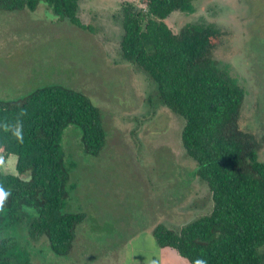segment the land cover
I'll list each match as a JSON object with an SVG mask.
<instances>
[{
  "label": "rangeland",
  "instance_id": "rangeland-1",
  "mask_svg": "<svg viewBox=\"0 0 264 264\" xmlns=\"http://www.w3.org/2000/svg\"><path fill=\"white\" fill-rule=\"evenodd\" d=\"M147 0H81L79 17L90 28L59 20L42 1L35 10H0V98L21 97L49 83L86 93L100 107L106 144L86 153L81 129L68 125L62 150L69 170L64 210L84 212L73 251L56 254L45 235L30 232L28 213L0 224L8 256L30 264H191L153 235L163 223L179 229L212 211L208 184L182 144L185 120L159 98L156 83L122 56V7ZM179 31L187 23H212L227 32L216 57L245 88L242 126L263 143L264 0H195L192 12L167 17ZM17 156L0 158L16 174Z\"/></svg>",
  "mask_w": 264,
  "mask_h": 264
},
{
  "label": "trees",
  "instance_id": "trees-1",
  "mask_svg": "<svg viewBox=\"0 0 264 264\" xmlns=\"http://www.w3.org/2000/svg\"><path fill=\"white\" fill-rule=\"evenodd\" d=\"M46 2L59 20L90 28L79 17L81 0H0V10H35ZM195 0H147V7L123 4L121 52L156 83L159 98L185 120L182 144L196 162L214 205L210 213L179 229L157 224L161 247L174 248L191 264H264L263 143L242 126L245 88L216 57L227 32L215 24L190 22L175 31L174 11L192 12ZM70 124L81 129L86 153L106 144L102 111L84 92L62 83L39 86L18 98H0V158L17 156V173L0 170V187L10 195L0 205V224L28 213L30 232L45 235L51 249L68 256L84 212L64 210L69 170L62 135ZM19 128L22 140L14 134ZM0 238V264H30L8 256Z\"/></svg>",
  "mask_w": 264,
  "mask_h": 264
},
{
  "label": "clouds",
  "instance_id": "clouds-1",
  "mask_svg": "<svg viewBox=\"0 0 264 264\" xmlns=\"http://www.w3.org/2000/svg\"><path fill=\"white\" fill-rule=\"evenodd\" d=\"M18 139L22 140V133L19 128L15 130L14 133ZM10 195L4 188L0 187V205L3 204L4 200ZM194 264H207V261L204 259H197L195 260Z\"/></svg>",
  "mask_w": 264,
  "mask_h": 264
}]
</instances>
